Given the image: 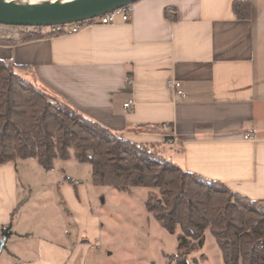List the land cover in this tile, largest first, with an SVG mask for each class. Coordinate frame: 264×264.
<instances>
[{
	"label": "crops",
	"instance_id": "1",
	"mask_svg": "<svg viewBox=\"0 0 264 264\" xmlns=\"http://www.w3.org/2000/svg\"><path fill=\"white\" fill-rule=\"evenodd\" d=\"M234 1L139 0L129 22L0 43V58L30 67L42 87L132 141L167 142L171 130L180 150L170 156L181 166L264 201V0H250L247 19ZM6 28L1 39L17 36ZM170 80L182 82L187 98ZM29 160L42 177L20 172ZM35 160L0 165V264L106 263L93 212L99 185L76 176L74 156L50 171ZM169 234L178 245L182 232ZM192 241L177 253L161 248L163 264H177L168 256L180 253L191 261Z\"/></svg>",
	"mask_w": 264,
	"mask_h": 264
},
{
	"label": "trees",
	"instance_id": "2",
	"mask_svg": "<svg viewBox=\"0 0 264 264\" xmlns=\"http://www.w3.org/2000/svg\"><path fill=\"white\" fill-rule=\"evenodd\" d=\"M233 8L239 18H250V0H235ZM16 35L0 38V43L47 36L41 31ZM29 68L0 58V165L34 158L50 171L57 158L74 156L91 165L95 185L127 192L148 188L147 210L170 233L182 232L180 247L189 238L204 243L208 230L222 252L223 264H264V201L185 169L165 152L166 142L138 143L115 133L34 84L23 74ZM171 133L166 132L167 139ZM9 230L10 226L4 228L6 235ZM168 260L191 264L184 253L169 255Z\"/></svg>",
	"mask_w": 264,
	"mask_h": 264
},
{
	"label": "rangeland",
	"instance_id": "3",
	"mask_svg": "<svg viewBox=\"0 0 264 264\" xmlns=\"http://www.w3.org/2000/svg\"><path fill=\"white\" fill-rule=\"evenodd\" d=\"M1 27L0 33L7 29L6 26ZM23 74L34 84L44 88L33 80L28 70ZM173 145L174 143L169 138L165 144V152H168L169 155ZM74 161L76 176L83 180H89L91 165ZM29 163L30 166L21 162L20 172L26 174L29 167V174H27L29 178L36 180V177H42L36 173L35 168H32L33 160H29ZM35 163L41 168L37 160ZM33 188L37 192V184L33 185ZM97 189L100 195L93 203V212L101 222L103 229L102 233L96 237V239L100 238L101 244L103 242L102 246L100 245L102 263L163 264L164 260L159 254L161 248H164L166 253H177L179 250H183L179 249V244L175 243L169 232L153 216L148 217L151 215L145 205L148 188L134 187L130 193L107 185H99ZM208 233L207 238L204 239V246L200 241H192V245L187 248L191 264H220V248L213 235ZM104 242H108V246Z\"/></svg>",
	"mask_w": 264,
	"mask_h": 264
},
{
	"label": "water",
	"instance_id": "4",
	"mask_svg": "<svg viewBox=\"0 0 264 264\" xmlns=\"http://www.w3.org/2000/svg\"><path fill=\"white\" fill-rule=\"evenodd\" d=\"M139 0H0V25L49 26L106 14ZM7 237L0 238V252Z\"/></svg>",
	"mask_w": 264,
	"mask_h": 264
},
{
	"label": "built area",
	"instance_id": "5",
	"mask_svg": "<svg viewBox=\"0 0 264 264\" xmlns=\"http://www.w3.org/2000/svg\"><path fill=\"white\" fill-rule=\"evenodd\" d=\"M134 3L127 4L118 9L112 10L106 14L96 16L90 19H86L78 22H68L61 24H53L49 26H6L11 31H15L14 33L19 34V32L23 31H41V33L46 34L47 36L54 35H64V34H73L81 31L84 27L88 25H100V24H116L120 22H129L132 20L134 15ZM129 81H133L132 78ZM169 85L175 90V94L181 99L187 98V92L183 88L182 82L178 80H170ZM134 104L133 100H129L125 103V107L130 109ZM248 138V136H247ZM171 142H175V139H171Z\"/></svg>",
	"mask_w": 264,
	"mask_h": 264
}]
</instances>
